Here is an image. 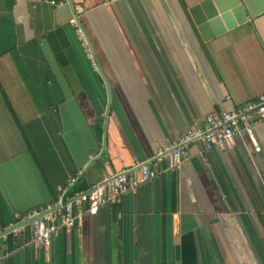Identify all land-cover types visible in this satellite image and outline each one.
Instances as JSON below:
<instances>
[{"label":"crops","instance_id":"0c3cea01","mask_svg":"<svg viewBox=\"0 0 264 264\" xmlns=\"http://www.w3.org/2000/svg\"><path fill=\"white\" fill-rule=\"evenodd\" d=\"M71 1L0 0V230L70 175L85 190L137 161L158 174L122 195L115 221L103 204L47 247L12 230L0 264H264V120L258 151L242 134L192 141L177 166L157 158L264 93V0Z\"/></svg>","mask_w":264,"mask_h":264},{"label":"built area","instance_id":"2783aa9c","mask_svg":"<svg viewBox=\"0 0 264 264\" xmlns=\"http://www.w3.org/2000/svg\"><path fill=\"white\" fill-rule=\"evenodd\" d=\"M47 1L56 5L65 2V0ZM71 23L85 56L95 67L96 62L85 32L74 18ZM262 120H264V93L237 105L232 110L206 114L201 125L184 131L178 138L159 150L157 158L160 159L165 154L170 165L177 166L185 158L189 143L192 141L202 142L205 149L225 148L237 135L242 134L250 138L254 150L258 151L260 147L254 139L253 124ZM157 174L158 171L151 168L149 163L137 161L131 167L104 176L102 180L85 190H74L72 186L76 183L77 175H70L64 184L57 187L56 196L52 201L15 213V221L10 225L32 219L28 223L31 226V241L38 246L47 247L60 229L80 228L86 214L96 213L103 204L118 203L123 194L134 191L141 182ZM5 238L6 234L0 235V260L3 257L1 240Z\"/></svg>","mask_w":264,"mask_h":264},{"label":"water","instance_id":"95a60500","mask_svg":"<svg viewBox=\"0 0 264 264\" xmlns=\"http://www.w3.org/2000/svg\"><path fill=\"white\" fill-rule=\"evenodd\" d=\"M69 4L73 8V2L71 0H69ZM89 43H90V41H89ZM94 60H95V57H94ZM95 62H96V60H95ZM107 94H108V103H107V106H106V123H107V118H108V114H109V111H110V101H111V92H110V89H108V88H107ZM72 187H74V185ZM111 216H112V220L115 221L116 220V216H117V204L116 203H111ZM31 220L32 219H26V220H23L21 222H18V223H15L13 225H10V226H8L6 228H3L2 230H0V235L7 234V233L11 232L12 230H14V229H16L18 227H22V226L28 225V223ZM112 246L114 248L113 249V258L115 260L116 241H115V237L114 236L112 237Z\"/></svg>","mask_w":264,"mask_h":264}]
</instances>
